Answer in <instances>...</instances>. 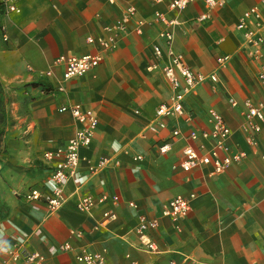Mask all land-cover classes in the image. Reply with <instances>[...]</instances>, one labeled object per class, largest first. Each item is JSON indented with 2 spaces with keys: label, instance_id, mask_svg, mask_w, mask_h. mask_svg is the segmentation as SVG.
<instances>
[{
  "label": "crops",
  "instance_id": "1",
  "mask_svg": "<svg viewBox=\"0 0 264 264\" xmlns=\"http://www.w3.org/2000/svg\"><path fill=\"white\" fill-rule=\"evenodd\" d=\"M13 1L16 12L0 6V83L6 112L0 259L19 247L41 253L47 264H78L75 256L82 252L102 255L103 264H264V131L250 147L240 129L242 102L260 101L264 92L256 80L258 65L248 60L243 34L236 29L242 14L259 0H227L206 21L199 20L204 11L200 3L174 14L170 0ZM130 9L133 15L114 31ZM157 14L177 17L173 51L194 71L217 76L215 84L208 79L188 96L186 113L165 119L164 129L153 122L157 107L171 96L162 75L166 57L153 51L154 46L166 50ZM114 33L116 48L103 54L99 66L84 76L62 79L58 57L94 54L98 45L87 39ZM218 58L226 61L219 65ZM76 105L92 110L98 127L89 146L79 150L78 171L65 184L64 204L48 212L43 203H27L20 196L51 186V167L42 154L71 139L75 120L59 110ZM209 109L230 128V151L243 150L246 157L217 175L210 168L183 172L177 162L187 142L173 138L172 131L187 135L206 129ZM164 143L169 150L161 154ZM101 194L120 200L99 205L90 214L77 211L80 198ZM191 194L195 197L185 218L160 217L163 203ZM105 211L116 219L103 224ZM140 214L159 220L150 232L158 253L139 242L135 228ZM65 243L71 250L60 252Z\"/></svg>",
  "mask_w": 264,
  "mask_h": 264
},
{
  "label": "built area",
  "instance_id": "2",
  "mask_svg": "<svg viewBox=\"0 0 264 264\" xmlns=\"http://www.w3.org/2000/svg\"><path fill=\"white\" fill-rule=\"evenodd\" d=\"M162 0H153L160 3ZM227 0H170L168 8L174 14L181 13L192 3H200L204 7L200 15V21L209 20L211 14L221 9ZM0 6L6 12H16L17 9L13 0H0ZM133 9L127 11L123 16L122 22H118L114 31L119 32L122 24L132 15ZM156 21L162 23L164 31L161 39L165 44L166 50L163 51L159 46H154L153 51L156 57H166V64L162 67V75L171 88V96L167 103L160 104L154 114L153 122L158 128L166 127L165 119L175 118L186 113L184 109L185 99L193 95L197 88L209 81L213 84L217 82L215 74L204 76L191 69L183 60L181 55L176 54L172 49L173 33L172 29L178 25L177 17L166 19L162 14L156 15ZM236 29L243 34V46L246 48V55L250 62L257 64L256 80L262 92H264V0L248 8L239 18ZM109 32V29L107 30ZM112 31V30H111ZM89 44L96 43L98 46L94 54L81 57H58L56 64H63L64 69L62 79L64 81L72 78L81 77L99 66L103 61V54L116 48V35H108L105 38L87 39ZM226 58H218L219 65L224 64ZM244 107L243 121L240 129L248 146L257 145L258 135L264 131V98L260 101L246 99L242 102ZM230 105L236 107L235 100H230ZM70 112L76 124L75 132L67 143L54 150H47L42 154V159L50 165L51 174L49 181L51 186L45 191L31 188L20 196L25 202H41L45 205L48 212H56L65 202L64 187L66 182L73 177L79 167L80 148L88 147L98 127V119L92 110L84 109L80 105L70 108L63 107L59 112ZM206 129L191 131L187 135L181 134L178 130L172 131L173 138H181L187 142L182 150L177 166L183 172H190L196 168H210L211 175L225 172L230 166L242 162L246 153L243 150L230 151L228 139L231 130L223 117L215 110L209 109L206 112ZM190 119V116H187ZM209 143V146L203 142ZM198 145H192V143ZM159 153L165 154L169 150V145L164 143L159 147ZM195 196L175 197L161 205L160 217L170 220L185 218L190 212V203ZM120 200L118 195L101 194L97 197L86 195L80 198L76 204L78 212L90 214L94 208L107 202L113 204ZM133 207V203L128 204ZM116 219V214L111 211L102 213V223ZM159 220L156 217H148L145 214L138 216L135 233L139 242L150 253H158V248L150 238V232L156 230ZM60 252L71 250L70 245L65 243L58 247ZM78 264H103V256L89 252H82L75 256ZM0 264H47L45 256L39 252H25L19 247L8 252L6 258L0 259ZM170 264H177L170 262ZM189 264V263H183Z\"/></svg>",
  "mask_w": 264,
  "mask_h": 264
},
{
  "label": "trees",
  "instance_id": "3",
  "mask_svg": "<svg viewBox=\"0 0 264 264\" xmlns=\"http://www.w3.org/2000/svg\"><path fill=\"white\" fill-rule=\"evenodd\" d=\"M5 125H6L5 103L3 99V88L0 83V158L4 154H6V147L3 143Z\"/></svg>",
  "mask_w": 264,
  "mask_h": 264
}]
</instances>
